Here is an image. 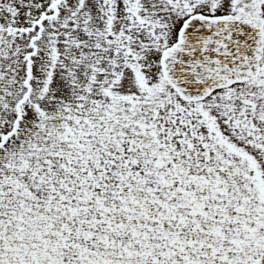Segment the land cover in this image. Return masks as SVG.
Wrapping results in <instances>:
<instances>
[{"label":"snow or ice","instance_id":"6c2138e0","mask_svg":"<svg viewBox=\"0 0 264 264\" xmlns=\"http://www.w3.org/2000/svg\"><path fill=\"white\" fill-rule=\"evenodd\" d=\"M0 264H264V0H0Z\"/></svg>","mask_w":264,"mask_h":264}]
</instances>
